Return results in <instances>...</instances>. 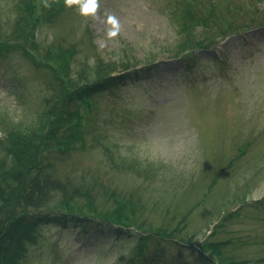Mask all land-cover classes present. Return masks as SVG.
<instances>
[{
  "label": "rangeland",
  "instance_id": "rangeland-1",
  "mask_svg": "<svg viewBox=\"0 0 264 264\" xmlns=\"http://www.w3.org/2000/svg\"><path fill=\"white\" fill-rule=\"evenodd\" d=\"M33 1L39 7V0ZM218 1L226 20L207 37L212 41L208 48L187 51L179 62L160 61L156 68L126 79L120 93L95 98L96 112L86 121L91 131L85 147L53 151L42 166L51 190L54 183L65 187L70 183L139 199L147 226L174 227L209 188L188 216L184 236L193 238V246L200 244L209 225L230 214L221 222L224 231L214 237L213 232L208 241L231 239L225 251L234 262L257 264L255 260L264 259V27L227 38L226 46L216 43L222 38L217 32L229 21L240 25L248 19L232 5L236 1ZM21 2L0 0V38L9 32ZM97 3L88 15H81L78 5L65 4L50 25L37 26L35 61L41 63L45 47L56 43L63 49L75 46L72 71L101 60L117 62L124 49L141 59L174 44L177 29L169 11H180L175 0ZM251 3L252 11L260 13L252 23L264 22V0ZM223 47L225 63L213 64L212 53ZM49 81L48 71L36 69L23 47L0 58L1 141L9 130L37 126L44 100L54 92L55 83ZM116 96L120 101L114 103ZM127 116L131 117L126 123ZM95 138L102 142L95 143ZM128 162L137 163L131 167ZM44 212L51 223L41 227L37 243L19 264H124L121 254L130 256L132 246L114 238L113 228L96 221L79 231L53 221L60 218L59 211ZM173 253L201 264L195 261V252Z\"/></svg>",
  "mask_w": 264,
  "mask_h": 264
},
{
  "label": "trees",
  "instance_id": "trees-1",
  "mask_svg": "<svg viewBox=\"0 0 264 264\" xmlns=\"http://www.w3.org/2000/svg\"><path fill=\"white\" fill-rule=\"evenodd\" d=\"M175 1L180 6V11H169L177 29L172 46L153 50L141 59H135L124 49L117 62L101 60L72 71L73 58L76 55L73 45L67 49L60 48L57 43L47 45L41 63L35 61L34 54L39 53L34 30L43 24L50 25L52 19L63 11L65 0L61 3L47 0L50 5L48 7L45 6V0H39V7L33 0H22L23 6L9 32L5 38H0V58H5L15 50L21 51L23 47L28 61L36 69H46L50 77L49 83H55V87L54 92L44 100L46 105L37 115L34 122L36 127L32 125L23 131L12 129L7 132L5 140L1 141L0 138V264H19L21 259L24 260L27 249L37 243L41 227L51 223L49 214L43 213L45 209L59 211L61 218L53 221H58L61 226H65L70 217H75L73 221L76 220L82 229L86 225H94L96 221L113 227L114 237L132 246L130 256H120L124 264H193L179 254L171 255L175 249L199 252L196 260H200L202 264H246L234 262L226 253L225 248L233 243L231 239L211 243L208 238L204 243L192 246L193 238L184 236L188 216L201 204L209 188L203 194L202 200H197L174 227L164 228L151 224L147 226L148 223L141 216L145 212L144 202L139 199H123L102 190L92 191L70 183L65 184L67 187L54 183L55 187L51 190L48 185L50 180L42 166V160L53 151L63 153L74 149L75 145H80L81 149L85 147L86 136L91 131L86 121L92 119L96 112L94 99L120 93L129 77V74L116 77L112 74L126 72L139 62H152L163 54L178 57L187 51L194 52L209 47L212 41L211 37H207L218 24L226 20L220 2ZM234 1L238 4L232 5L240 7L248 19L240 25L234 20L229 21L226 29L217 32L219 37L261 23H252L258 17L257 13H260L256 9L252 11L251 2L262 0ZM262 19L264 20V14ZM28 35L29 42L26 41ZM210 58L213 64L225 63L224 58L220 60L213 55ZM118 100L117 96L112 99L114 103ZM130 117H126V123L130 121ZM94 142L102 141L95 138ZM136 163L128 162L131 167H135ZM124 164L120 166L123 169L126 168ZM138 166L144 169L146 165L139 163ZM224 227L225 224L221 223L212 236L223 232ZM211 248L215 251V256ZM209 250L212 251L210 255L207 254ZM263 260H255V263Z\"/></svg>",
  "mask_w": 264,
  "mask_h": 264
},
{
  "label": "clouds",
  "instance_id": "clouds-1",
  "mask_svg": "<svg viewBox=\"0 0 264 264\" xmlns=\"http://www.w3.org/2000/svg\"><path fill=\"white\" fill-rule=\"evenodd\" d=\"M65 4L69 7L78 5L81 15H88L90 13H93L98 7L97 0H65ZM45 6H50L47 4V0H45Z\"/></svg>",
  "mask_w": 264,
  "mask_h": 264
}]
</instances>
